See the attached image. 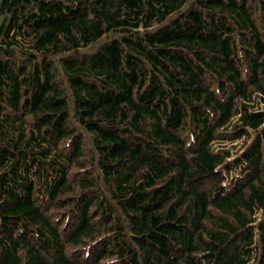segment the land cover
Returning <instances> with one entry per match:
<instances>
[{"label": "trees", "instance_id": "16d2710c", "mask_svg": "<svg viewBox=\"0 0 264 264\" xmlns=\"http://www.w3.org/2000/svg\"><path fill=\"white\" fill-rule=\"evenodd\" d=\"M0 264H264V0H0Z\"/></svg>", "mask_w": 264, "mask_h": 264}]
</instances>
